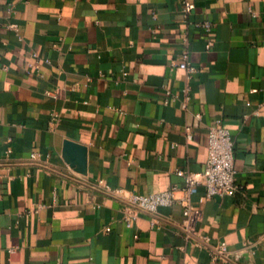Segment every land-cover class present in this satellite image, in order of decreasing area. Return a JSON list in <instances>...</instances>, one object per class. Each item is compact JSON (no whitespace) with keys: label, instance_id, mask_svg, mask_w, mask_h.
Wrapping results in <instances>:
<instances>
[{"label":"crops","instance_id":"0c3cea01","mask_svg":"<svg viewBox=\"0 0 264 264\" xmlns=\"http://www.w3.org/2000/svg\"><path fill=\"white\" fill-rule=\"evenodd\" d=\"M183 1L0 0V264H264V0ZM216 120L237 188L201 202L177 171H204Z\"/></svg>","mask_w":264,"mask_h":264},{"label":"built area","instance_id":"2783aa9c","mask_svg":"<svg viewBox=\"0 0 264 264\" xmlns=\"http://www.w3.org/2000/svg\"><path fill=\"white\" fill-rule=\"evenodd\" d=\"M191 8V2L184 0L183 12L188 14ZM196 26L203 29L206 34H210L213 30V23L209 20L198 22ZM7 28L17 29V25L9 23ZM185 44H188L187 40ZM212 44L209 41L207 47L210 48ZM32 56L37 57L38 55L34 53ZM175 65L187 70L190 74L196 72V68L189 61L187 47L183 51L182 60ZM55 117L57 118L58 115H55ZM32 158H37V154L34 153ZM177 173L184 177L188 193L197 192L200 185L205 187V195L201 198V202L214 197L230 196L236 191L235 143L231 131L222 124L221 120H216L208 129V159L204 171L194 173L179 169ZM107 189L115 196H121L122 190H112L110 187H107ZM174 201L173 190L152 194L134 193L127 199L128 207L124 215L125 224L128 228H131L138 219L139 212L155 214L160 207L171 206ZM184 215V228L188 232L194 233L196 223L201 220V212L192 206H187ZM152 224L155 225L156 223L153 222ZM227 251L226 243H222L213 258L218 259L219 255L224 257Z\"/></svg>","mask_w":264,"mask_h":264}]
</instances>
